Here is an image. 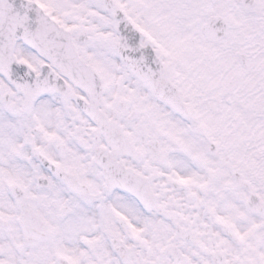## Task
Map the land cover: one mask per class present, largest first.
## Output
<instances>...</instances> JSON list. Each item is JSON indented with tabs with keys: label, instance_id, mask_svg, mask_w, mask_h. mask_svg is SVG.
<instances>
[{
	"label": "snow or ice",
	"instance_id": "6c2138e0",
	"mask_svg": "<svg viewBox=\"0 0 264 264\" xmlns=\"http://www.w3.org/2000/svg\"><path fill=\"white\" fill-rule=\"evenodd\" d=\"M0 264H264V0H0Z\"/></svg>",
	"mask_w": 264,
	"mask_h": 264
}]
</instances>
